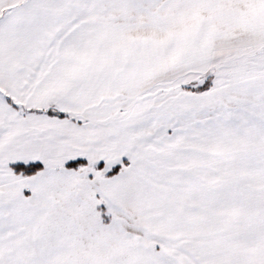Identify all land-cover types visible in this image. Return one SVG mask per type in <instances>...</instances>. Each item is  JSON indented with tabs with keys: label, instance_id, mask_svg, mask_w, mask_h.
Instances as JSON below:
<instances>
[{
	"label": "snow or ice",
	"instance_id": "6c2138e0",
	"mask_svg": "<svg viewBox=\"0 0 264 264\" xmlns=\"http://www.w3.org/2000/svg\"><path fill=\"white\" fill-rule=\"evenodd\" d=\"M0 264H264V0H0Z\"/></svg>",
	"mask_w": 264,
	"mask_h": 264
}]
</instances>
